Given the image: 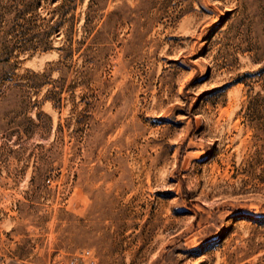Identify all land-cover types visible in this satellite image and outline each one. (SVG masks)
<instances>
[{
    "label": "rangeland",
    "instance_id": "rangeland-1",
    "mask_svg": "<svg viewBox=\"0 0 264 264\" xmlns=\"http://www.w3.org/2000/svg\"><path fill=\"white\" fill-rule=\"evenodd\" d=\"M87 250L264 264V0H0V264Z\"/></svg>",
    "mask_w": 264,
    "mask_h": 264
},
{
    "label": "built area",
    "instance_id": "built-area-1",
    "mask_svg": "<svg viewBox=\"0 0 264 264\" xmlns=\"http://www.w3.org/2000/svg\"><path fill=\"white\" fill-rule=\"evenodd\" d=\"M48 181H50V180H48ZM79 259H80V260H79V263H78V264H88L89 262H91V261H92V258H91V253H90V251H89V250L84 251V252L81 254V256H80ZM19 264H20V263H19ZM22 264H25V263H22Z\"/></svg>",
    "mask_w": 264,
    "mask_h": 264
},
{
    "label": "trees",
    "instance_id": "trees-1",
    "mask_svg": "<svg viewBox=\"0 0 264 264\" xmlns=\"http://www.w3.org/2000/svg\"><path fill=\"white\" fill-rule=\"evenodd\" d=\"M38 1H39V0H38ZM38 3H39V2H38ZM27 12H30V11L26 9L25 11L22 12V14H25V13H27ZM50 20H54V17L52 16V17L50 18ZM58 26H59V24H58ZM54 29H55V28H54ZM53 31H55V30H53ZM53 31H52V32H49L48 35L51 36L52 33H53Z\"/></svg>",
    "mask_w": 264,
    "mask_h": 264
}]
</instances>
